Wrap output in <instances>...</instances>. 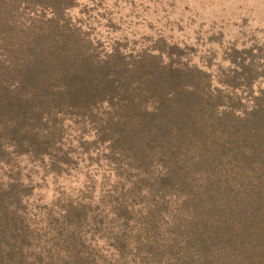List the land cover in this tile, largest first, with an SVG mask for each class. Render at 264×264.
<instances>
[{"label":"trees","instance_id":"obj_1","mask_svg":"<svg viewBox=\"0 0 264 264\" xmlns=\"http://www.w3.org/2000/svg\"><path fill=\"white\" fill-rule=\"evenodd\" d=\"M80 1L0 0V264H264L254 51L215 79L164 36L103 41Z\"/></svg>","mask_w":264,"mask_h":264},{"label":"rangeland","instance_id":"obj_2","mask_svg":"<svg viewBox=\"0 0 264 264\" xmlns=\"http://www.w3.org/2000/svg\"><path fill=\"white\" fill-rule=\"evenodd\" d=\"M94 1L80 4L102 17L97 33L109 44L125 38L132 47L146 36H164L187 47L184 57L215 79L229 66L231 49L253 50L249 61L264 71V0H109L103 7ZM36 179L43 185L38 196L47 199L58 190L77 194L86 181L84 175Z\"/></svg>","mask_w":264,"mask_h":264}]
</instances>
